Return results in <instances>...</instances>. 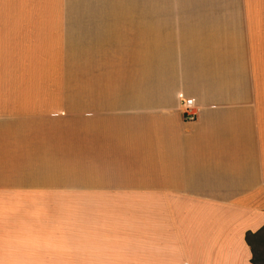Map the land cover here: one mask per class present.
Returning a JSON list of instances; mask_svg holds the SVG:
<instances>
[{
  "label": "crops",
  "instance_id": "obj_1",
  "mask_svg": "<svg viewBox=\"0 0 264 264\" xmlns=\"http://www.w3.org/2000/svg\"><path fill=\"white\" fill-rule=\"evenodd\" d=\"M81 197L128 230H67ZM263 226L264 0H0V264H252Z\"/></svg>",
  "mask_w": 264,
  "mask_h": 264
},
{
  "label": "rangeland",
  "instance_id": "obj_2",
  "mask_svg": "<svg viewBox=\"0 0 264 264\" xmlns=\"http://www.w3.org/2000/svg\"><path fill=\"white\" fill-rule=\"evenodd\" d=\"M58 157L62 159H56L51 157L50 159L36 160V187H80L82 178L80 176V172L83 166L82 161L74 160L65 156L62 157V155L61 157ZM72 195L82 196V194L78 193ZM58 196L67 199L68 194L61 193L58 194ZM68 200L71 201L70 199ZM63 201L64 200L61 199L57 203ZM84 203L85 202L82 200L81 197L79 200H77V202H75L73 209L62 207L63 214L59 213L57 209H54L55 207H50L49 209L52 213L56 212V215L63 217L61 221L64 225L69 224L67 229L69 231L104 232L119 230V228H123V230H128L127 223L124 224L119 222L122 225L120 227L118 226V228L117 225H113L114 217L112 215V208H91L88 210L87 208H83ZM120 220L124 219L121 218ZM116 241H110V239H107L106 237H104L103 239L101 236L95 235L94 238L90 236V238L85 241L73 242L78 243V245L76 246L77 249L85 250L88 253H93L94 251H96L97 253L98 250H101L103 253H107L112 249L127 250L129 248V241ZM102 264L106 263L103 262Z\"/></svg>",
  "mask_w": 264,
  "mask_h": 264
},
{
  "label": "trees",
  "instance_id": "obj_3",
  "mask_svg": "<svg viewBox=\"0 0 264 264\" xmlns=\"http://www.w3.org/2000/svg\"><path fill=\"white\" fill-rule=\"evenodd\" d=\"M245 241L251 251V263L264 264V226L256 233L248 232Z\"/></svg>",
  "mask_w": 264,
  "mask_h": 264
},
{
  "label": "built area",
  "instance_id": "obj_4",
  "mask_svg": "<svg viewBox=\"0 0 264 264\" xmlns=\"http://www.w3.org/2000/svg\"><path fill=\"white\" fill-rule=\"evenodd\" d=\"M180 103L183 108L184 119L188 122L195 121L197 117V111L194 105V101L191 99L180 97Z\"/></svg>",
  "mask_w": 264,
  "mask_h": 264
}]
</instances>
